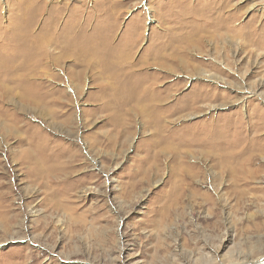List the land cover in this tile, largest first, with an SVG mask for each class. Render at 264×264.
<instances>
[{"label": "rangeland", "instance_id": "1", "mask_svg": "<svg viewBox=\"0 0 264 264\" xmlns=\"http://www.w3.org/2000/svg\"><path fill=\"white\" fill-rule=\"evenodd\" d=\"M263 146L264 0H0V264L264 258Z\"/></svg>", "mask_w": 264, "mask_h": 264}, {"label": "bare ground", "instance_id": "2", "mask_svg": "<svg viewBox=\"0 0 264 264\" xmlns=\"http://www.w3.org/2000/svg\"><path fill=\"white\" fill-rule=\"evenodd\" d=\"M179 27V26H178ZM180 27H183L182 25H180ZM186 28V26H184ZM184 28V30H185ZM228 28V27H227ZM188 28H186L187 31ZM190 29V28H189ZM208 29V28H207ZM216 29V28H215ZM232 29V28H231ZM234 29V28H233ZM183 30V29H182ZM192 30V29H191ZM195 30V29H194ZM235 31V30H233ZM193 32V31H192ZM184 34V33H183ZM173 35V34H172ZM187 35V34H186ZM197 35V34H196ZM190 37V35H188ZM200 36V35H199ZM173 37V40L175 39V35L171 36ZM179 37V36H178ZM178 37L176 36L175 41L179 42L178 45L176 44L175 47L176 49H181L180 47V41L177 40ZM166 39V38H165ZM188 39V38H187ZM200 39V37H199ZM202 39V38H201ZM167 40V39H166ZM183 40V39H182ZM196 40V39H195ZM198 40V39H197ZM191 41V40H190ZM203 41V40H202ZM162 42V41H161ZM173 43V41H172ZM175 43V42H174ZM182 43V42H181ZM200 43V42H199ZM190 44V43H189ZM195 44V42H194ZM191 45V44H190ZM187 46V45H186ZM199 46V45H198ZM172 47V48H173ZM184 47V46H183ZM195 47V46H194ZM200 47V46H199ZM198 48V47H197ZM174 49V48H173ZM185 49V48H184ZM203 49V48H202ZM171 50V49H170ZM172 51V50H171ZM196 51V50H195ZM194 51V52H195ZM186 52V51H185ZM172 53V52H171ZM189 53V52H188ZM178 54V53H177ZM78 56V55H77ZM147 92V91H146ZM145 92V93H146ZM146 95V94H145ZM153 102V101H152ZM48 120V119H47ZM256 133V132H255ZM29 134V132H28ZM11 135V134H9ZM22 135V134H21ZM16 136V135H15ZM11 137V136H9ZM20 137V136H19ZM29 137H32L31 134ZM15 138V137H14ZM27 138L24 139H20L21 142H26ZM42 139L40 137H38V135L35 137L30 138V142L29 145L32 144H39V142ZM45 141V140H44ZM47 141V140H46ZM246 142V140H244ZM250 142V141H249ZM45 143V142H43ZM47 143V142H46ZM20 144V143H19ZM216 145V144H215ZM237 145H232L229 148H223V150L217 151L215 153H211L209 156V161L211 163L214 162V164H216V166H218L217 168L224 170V175L225 177H227V181L229 182V188L233 189V190H237L239 187H242L248 183H250L251 181L256 179V170H258V166L257 168H255L254 166V160L256 159V157L258 155H255V150L254 147H252V145H246L245 149H238ZM21 146V145H20ZM254 146V145H253ZM29 147V146H28ZM264 147V146H263ZM263 147H261L260 150H263ZM30 148V147H29ZM32 150H27V154H20L18 157V154H15V160L19 161L20 160V164H27L28 168L24 171L26 176H30L32 178H35V176H37V174H39V176L41 174L44 173H49L50 169H48V160L43 158L42 156L44 155L46 149H40L39 147L32 146L31 147ZM253 148V149H252ZM27 149V148H26ZM8 150V149H7ZM23 150V149H22ZM17 152V151H16ZM25 152V151H24ZM51 153V151L49 152ZM53 153V152H52ZM207 155V154H206ZM195 157V156H193ZM75 159V157H74ZM13 160V159H12ZM13 162V161H12ZM61 162V160H60ZM95 163H97L96 160H94ZM6 163V162H5ZM48 163V164H47ZM3 164V163H2ZM67 164V163H66ZM68 165V164H67ZM48 166V167H46ZM53 166V165H52ZM51 166V168H52ZM57 166V165H56ZM6 167V166H5ZM26 167V166H25ZM70 167V166H69ZM24 168V167H23ZM54 168V167H53ZM57 168V167H56ZM195 168V167H194ZM3 169V168H2ZM254 169L252 172L251 170ZM70 171V170H69ZM68 171V172H69ZM61 172V171H60ZM74 172V170H73ZM72 174V172H71ZM54 177V176H53ZM58 177V176H57ZM196 177V176H195ZM31 178V179H32ZM68 179V177H66ZM39 179V178H38ZM40 180V179H39ZM60 180V179H59ZM62 180V179H61ZM66 181V180H65ZM64 181V182H65ZM59 182V181H58ZM42 183V182H41ZM168 183V182H167ZM46 184V183H45ZM48 184V183H47ZM42 186V185H41ZM48 190V189H47ZM50 191V190H49ZM4 196V195H3ZM174 202V201H173ZM1 210V209H0ZM262 259V260H261ZM257 261H253L250 262L248 264H264V258H261ZM238 264V263H237ZM240 264H247V263H240Z\"/></svg>", "mask_w": 264, "mask_h": 264}]
</instances>
